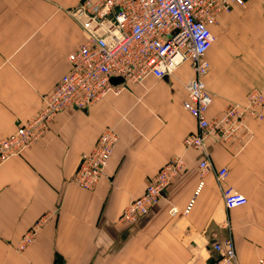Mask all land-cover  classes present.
<instances>
[{
    "label": "crops",
    "instance_id": "obj_1",
    "mask_svg": "<svg viewBox=\"0 0 264 264\" xmlns=\"http://www.w3.org/2000/svg\"><path fill=\"white\" fill-rule=\"evenodd\" d=\"M77 1L0 0V139L42 108L43 96L67 70L65 56L81 34L65 10ZM210 31L204 82L212 119L250 89L264 93V0L233 5ZM191 74L182 63L85 110L63 109L37 141L4 161L0 264H207L215 257L212 241L222 237L232 239L236 264H257L264 256V119L246 117L245 129L228 140L209 137L200 149L183 148L195 130L181 106ZM107 126L118 140L105 177L93 190L82 189L71 181L77 162ZM203 154L214 170L227 169L221 181L213 172L198 175ZM174 158L178 171L158 202L133 223L119 220L124 205ZM225 188L242 193L246 203L225 208ZM34 224V238L18 252Z\"/></svg>",
    "mask_w": 264,
    "mask_h": 264
},
{
    "label": "built area",
    "instance_id": "obj_2",
    "mask_svg": "<svg viewBox=\"0 0 264 264\" xmlns=\"http://www.w3.org/2000/svg\"><path fill=\"white\" fill-rule=\"evenodd\" d=\"M244 3L245 0H78L65 10L81 34L78 44L65 56L68 68L43 96L42 108L0 139V165L37 141L48 122L63 109L85 110L108 94L117 95L128 86L141 84L148 75H170L182 63L188 64L192 74L181 106L195 121V130L182 140L183 148L200 149L209 137L228 140L239 129H245L246 117L264 119V93L256 89H250L242 102L228 103L214 118L206 117L212 101L204 82L209 66L206 51L214 41L210 27L220 13ZM113 78L120 82L112 83ZM117 140L113 126L104 128L90 149L80 155L71 181L82 189L93 190L105 177ZM179 163V158H174L160 166L143 192L124 205L119 220L133 223L147 213L176 175ZM196 168L199 176L213 172L216 181L227 174L224 167L214 170L205 154ZM202 185L200 179L193 195ZM192 199L183 213L189 210ZM222 202L231 209L244 205L246 197L225 188ZM168 213L174 215L176 209L170 207ZM36 228L34 224L21 236L16 245L18 252L32 241ZM211 249L215 257L207 264H236L230 237L214 239ZM256 263L264 264V256L258 257Z\"/></svg>",
    "mask_w": 264,
    "mask_h": 264
},
{
    "label": "water",
    "instance_id": "obj_3",
    "mask_svg": "<svg viewBox=\"0 0 264 264\" xmlns=\"http://www.w3.org/2000/svg\"><path fill=\"white\" fill-rule=\"evenodd\" d=\"M111 81H112V83H118V82H120V79H118V78H113V79H111Z\"/></svg>",
    "mask_w": 264,
    "mask_h": 264
},
{
    "label": "rangeland",
    "instance_id": "obj_4",
    "mask_svg": "<svg viewBox=\"0 0 264 264\" xmlns=\"http://www.w3.org/2000/svg\"><path fill=\"white\" fill-rule=\"evenodd\" d=\"M215 24H216V23H215ZM215 24H214V25H215ZM236 102H237V101H236ZM229 103H230V102H229Z\"/></svg>",
    "mask_w": 264,
    "mask_h": 264
}]
</instances>
